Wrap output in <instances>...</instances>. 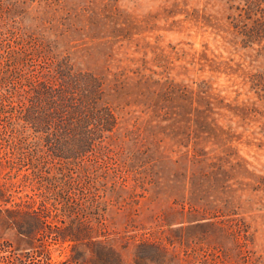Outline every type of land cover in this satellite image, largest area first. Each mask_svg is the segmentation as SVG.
<instances>
[{
  "label": "rangeland",
  "instance_id": "1",
  "mask_svg": "<svg viewBox=\"0 0 264 264\" xmlns=\"http://www.w3.org/2000/svg\"><path fill=\"white\" fill-rule=\"evenodd\" d=\"M32 4L41 17L65 20L63 46L77 69L100 82L119 118L118 146L124 150L122 137L136 140L137 128L149 146L119 180L127 203L108 193L98 227L119 238V248L141 234L168 236L178 252L192 253L207 237L211 246L225 242L231 255L243 246L244 264H264V0ZM33 14L24 20L39 24ZM159 107L173 108L177 119L158 124L166 119ZM198 219L204 226L193 229ZM208 221L238 236L206 235ZM50 251L53 262L64 261L70 246Z\"/></svg>",
  "mask_w": 264,
  "mask_h": 264
},
{
  "label": "trees",
  "instance_id": "2",
  "mask_svg": "<svg viewBox=\"0 0 264 264\" xmlns=\"http://www.w3.org/2000/svg\"><path fill=\"white\" fill-rule=\"evenodd\" d=\"M33 1L0 0V264L246 263L238 244L231 255L225 242L211 246L206 237L202 249L178 252L168 236L166 242L136 234L119 248V238L98 227L108 193L127 203L120 195L127 185L119 180L149 146L140 142L139 128L136 140L122 137L124 150L118 146L119 118L100 82L77 69L63 46L65 20L41 17ZM28 12L40 23H27ZM156 111L166 117L158 124L177 119L173 108ZM199 220L193 229L204 226ZM217 225L206 222V235L238 236L232 226ZM59 243H69L70 255L53 262L50 247Z\"/></svg>",
  "mask_w": 264,
  "mask_h": 264
}]
</instances>
